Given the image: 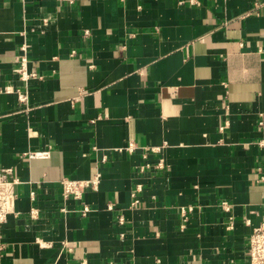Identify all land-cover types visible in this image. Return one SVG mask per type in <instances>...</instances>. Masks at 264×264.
Returning a JSON list of instances; mask_svg holds the SVG:
<instances>
[{"label": "crops", "instance_id": "0c3cea01", "mask_svg": "<svg viewBox=\"0 0 264 264\" xmlns=\"http://www.w3.org/2000/svg\"><path fill=\"white\" fill-rule=\"evenodd\" d=\"M1 167L21 183L0 264H249L264 0H0Z\"/></svg>", "mask_w": 264, "mask_h": 264}, {"label": "built area", "instance_id": "2783aa9c", "mask_svg": "<svg viewBox=\"0 0 264 264\" xmlns=\"http://www.w3.org/2000/svg\"><path fill=\"white\" fill-rule=\"evenodd\" d=\"M69 3H73L74 0H67ZM193 2L194 0H190ZM85 33H88L86 31ZM22 55H21V65L22 70L19 72V77L27 81L29 78L34 77V73L27 72V63H28V50L29 44L25 42L22 45ZM18 95V100L20 105L23 107L28 103V94L24 91H16ZM129 150L135 149L133 143H130L128 146ZM29 157H46L49 155L48 151H33L27 153ZM149 163H146L142 168L150 167ZM154 166L162 168L164 166L163 161H159ZM261 179L264 180V175L261 176ZM98 182L97 178L95 179H70L63 178L60 180V185L62 187L64 197H73L76 199H81L83 197L86 189L93 185L95 186ZM21 183L20 178L14 173L12 167H1L0 168V225L6 223L11 216L19 215V212L16 210V198H17V187ZM140 190V185H138L137 190ZM136 191L133 195V203L137 204L139 199L137 197ZM222 208L226 211L230 209V205L227 201L222 203ZM89 208L85 206L83 208V213H87ZM31 216L36 217L37 212L35 209L31 211ZM248 263L249 264H264V212L261 217L260 224L255 227L249 236L248 243Z\"/></svg>", "mask_w": 264, "mask_h": 264}]
</instances>
